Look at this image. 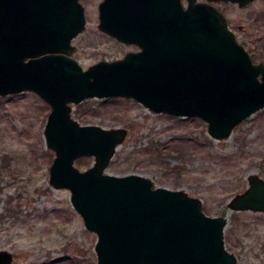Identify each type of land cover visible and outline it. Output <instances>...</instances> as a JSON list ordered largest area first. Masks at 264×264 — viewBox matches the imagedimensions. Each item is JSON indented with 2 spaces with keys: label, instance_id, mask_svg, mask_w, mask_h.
<instances>
[{
  "label": "water",
  "instance_id": "1",
  "mask_svg": "<svg viewBox=\"0 0 264 264\" xmlns=\"http://www.w3.org/2000/svg\"><path fill=\"white\" fill-rule=\"evenodd\" d=\"M218 1L188 0L184 8L171 0L157 25L101 18V30L140 49L84 69L72 45L86 28L80 0H0V96L30 91L50 106L44 130L56 154L50 183L70 189L74 209L97 235L96 264H237L224 244L227 216H209L200 198L154 188L143 175L107 173L128 130L72 118L73 104L123 97L157 114L200 118L214 139L230 137L264 109V62H254L239 43L213 5ZM220 1L241 9L255 0ZM83 157H94L86 170L75 166ZM248 182L229 209L264 212V179L251 174ZM13 261L12 252L0 250V264Z\"/></svg>",
  "mask_w": 264,
  "mask_h": 264
},
{
  "label": "rangeland",
  "instance_id": "2",
  "mask_svg": "<svg viewBox=\"0 0 264 264\" xmlns=\"http://www.w3.org/2000/svg\"><path fill=\"white\" fill-rule=\"evenodd\" d=\"M214 5L226 15L253 61H264V0L241 9L226 1ZM92 26L73 40L74 57L84 69L132 49ZM50 110L32 92L0 97V250L13 253V264H96L97 235L74 209L70 189L50 183L55 152L44 136ZM72 112L80 124L128 130L107 173L140 174L154 187L200 198L207 215L227 216L224 244L237 264H264V212L228 207L249 187L251 174L264 179V109L224 140L211 137L200 118L157 114L123 97L90 98L73 104ZM93 163L94 157H83L75 166L86 170Z\"/></svg>",
  "mask_w": 264,
  "mask_h": 264
},
{
  "label": "flooded vegetation",
  "instance_id": "3",
  "mask_svg": "<svg viewBox=\"0 0 264 264\" xmlns=\"http://www.w3.org/2000/svg\"><path fill=\"white\" fill-rule=\"evenodd\" d=\"M80 1L81 4H83L82 3L83 0ZM187 1L188 0H182V4L184 8L188 6ZM204 1L206 0H196L197 3H201ZM170 2L171 0H87V3L83 4L84 5L83 7L85 9L86 27L89 26V24H93L92 30L94 29V31L102 35H105L108 38H111L122 45L132 47V49L128 50L126 53L130 51H138L140 48L137 47L136 45L126 44L125 42H122L117 38L113 37L110 33L101 30L100 29L101 18L103 20L105 19L104 21H107L108 18L111 17L118 18L119 22H121L120 20L126 17L131 19L134 18L133 21L136 19V21L138 20V22H140L143 25L162 24L163 20L167 16V13L170 14L171 12ZM101 6H103L102 9ZM73 40H72V44H73ZM76 52L77 50L75 51V53H73V58H75L74 55L76 54ZM121 58L122 57L118 59ZM112 60H116V59H112Z\"/></svg>",
  "mask_w": 264,
  "mask_h": 264
},
{
  "label": "trees",
  "instance_id": "4",
  "mask_svg": "<svg viewBox=\"0 0 264 264\" xmlns=\"http://www.w3.org/2000/svg\"><path fill=\"white\" fill-rule=\"evenodd\" d=\"M263 60H264V59H263ZM181 149H182V148H181ZM182 150H183V149H182ZM180 152H181V150H180ZM229 234H230V233L227 232V240H228V238H229V236H230Z\"/></svg>",
  "mask_w": 264,
  "mask_h": 264
}]
</instances>
